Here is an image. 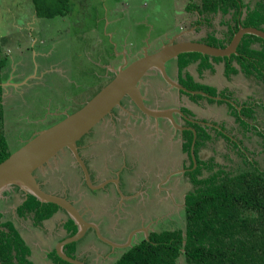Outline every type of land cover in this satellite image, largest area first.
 Returning a JSON list of instances; mask_svg holds the SVG:
<instances>
[{"label": "rangeland", "instance_id": "obj_1", "mask_svg": "<svg viewBox=\"0 0 264 264\" xmlns=\"http://www.w3.org/2000/svg\"><path fill=\"white\" fill-rule=\"evenodd\" d=\"M69 1H66L67 5L63 10L65 11V16L46 18L39 17L36 14L33 0H0V48L2 55L9 59V63L7 62L6 67L3 69L5 71V77L2 76V79H5L2 80L4 81L2 82V97L5 96L4 90L12 95L6 101L4 126L5 136L10 142L9 149L12 154L33 139L39 132L62 121L66 115L73 114L75 111L81 109L96 93L109 84L108 82L113 78V71L111 68H107V65L115 66L124 60V57L130 58L136 52L134 51L136 49L143 51L146 48H150L149 51L152 52L154 39L161 31L171 29L174 35L184 31L183 25H175L177 23L175 19L177 13L173 4L174 2L176 3L175 0H161V4L159 5L158 3V7H160L155 12H152V5L148 0ZM241 1L244 3L245 8L250 9L258 0H248L250 2L247 0ZM144 2H147L149 5L148 8L143 7ZM125 3L127 5L126 7L124 6ZM185 4L184 11L188 15L197 17L196 11L187 12V1ZM248 6L250 7L248 8ZM228 16H231V13L221 18L216 17L212 27L206 26L205 24L200 25L197 30L202 33L203 37L197 39L199 43L209 42L206 35L211 31H216V37L219 39L218 36L222 35L221 33L225 28L221 23L217 25L216 21H222V19L227 20ZM245 16L246 13L244 10L241 20ZM183 17H185L184 14ZM151 22L152 26L155 25V27L148 26V23ZM159 48L160 46H158ZM40 51H46L48 54H46V57H35V53H39ZM142 54L143 52H139L133 59L135 60L137 56H141ZM255 55L252 58L257 59L259 56ZM127 61L131 60L127 59ZM19 62H28L31 67L26 65L24 67L25 75L20 78H12L14 74L12 70L15 67L16 71L20 69L17 66ZM41 63H45L46 65L56 64V68L59 67V71L55 69L49 70L41 80H37L40 75V70H37V64ZM168 65L166 73H171L172 70L168 68ZM19 72H21V69ZM253 77L256 79L255 85L261 89V92L257 95L253 94L250 97L246 95L247 99L240 100L246 97L238 93V99H235L231 96V93L222 92L221 94L229 98L232 106L236 107V109L243 107V114L247 115L252 109L251 112L256 116L254 121L255 125L259 131L263 132L264 91L262 89L263 86L261 87L263 84L260 83L261 76H256V73L252 70ZM200 93L203 97H209L204 92ZM216 99L220 98L216 97ZM124 101H122L119 108H121ZM215 105H222L224 107L228 116L225 118V121L216 120L218 115L211 118H208L209 116L204 117L213 123L197 121L202 126L207 125L212 127L215 125L226 136L232 138V141L229 142L230 144H227V138L225 136L223 138H217V130L211 131L209 130L211 128H208L206 131L210 136L209 140L199 144L201 140L199 139L201 138L199 135L196 146L194 147L193 145L192 147L194 141L193 135L191 146L187 147L192 135L191 133L185 132V139L183 141L185 143L184 148L187 152L186 167L193 165L192 169H194L196 162L200 166V164H203L202 161L212 157L215 158L217 163L226 167L228 172L234 173L237 170L236 165L241 164V159L237 155L240 153L237 152L238 149L235 148L237 152L235 154V150L232 148L235 146L234 142L239 141L242 143L240 148H244L247 155H254L259 166L264 169V144L262 139L257 134H254L252 128L246 127L250 131L248 133L243 131L232 115L235 114L233 107L229 108L226 103L221 104L219 100L215 101ZM181 113H184L183 116L186 117V110L182 109ZM173 129L176 130L175 127ZM190 129H192L191 131H195L194 128L190 127ZM220 134L222 135L221 132ZM87 136L91 137L92 135ZM201 142H203V139ZM81 143L82 140L79 142V145ZM201 144L202 146H200ZM201 150H206L204 152L205 155L202 157ZM67 159L70 162H62L59 165L60 170L53 176L55 180L54 184L59 188L64 185L61 187L62 189H66L65 187L67 185L68 188L75 191L80 179H83V177L79 173L73 159L68 154ZM180 170H183L182 172L184 173V167H180ZM62 171L69 178L63 181L65 184H62L59 180ZM70 179H76L74 182L77 185L72 183L73 180ZM187 179L188 177L184 175V177L179 178V181H185ZM134 182L136 185L139 184L135 178ZM59 184L61 185L59 186ZM188 185V188L191 189V185ZM85 187L91 190V187L88 185ZM182 187H184L183 182L175 191L178 197L180 196ZM15 190L18 191L19 188L16 187ZM2 194H0V199L3 202L2 204L0 203V209H3L5 214L11 215L12 212L14 214L16 203L13 204L11 200H4ZM79 199L80 202L76 203L79 209H84L87 205L91 204L90 200L84 196H81ZM18 203H21V201H18ZM149 203H157L159 205L156 208H151L154 212L153 215H157L161 219L157 222L158 226L154 225L156 227L154 229L155 232L160 233L162 231L184 228L185 216L183 208L179 209L174 207L170 201L155 202L150 200ZM90 207L88 208L90 209ZM29 221L27 219V222H24V224L30 225ZM118 221V227H121L122 220L118 219ZM14 224L16 225L17 222L15 221ZM41 227L33 229L44 233ZM45 232V235L50 238V243L52 244L51 249L56 250V245L58 244L56 243L58 228L53 231L46 229ZM108 239L111 238L109 236L105 238L104 234H97L96 232L93 234L90 230L77 243L83 245L87 242L90 244V242L94 241L96 247L101 246L104 248L110 246L106 241ZM125 239L126 235H123L122 238H113V240L117 241H124ZM125 242L127 244L128 239ZM134 242H136V239L132 240V243ZM25 245L28 253H30V245L27 243ZM87 247L86 250L89 253L84 252L81 260L85 264H91L89 258L95 253L93 251L94 245L90 244ZM118 253L119 251L116 250L113 257H119L120 254L118 255ZM50 254L49 250L47 253H44L46 255L45 262H52ZM99 264H102L101 261ZM177 264H186L184 258L180 257Z\"/></svg>", "mask_w": 264, "mask_h": 264}, {"label": "trees", "instance_id": "obj_2", "mask_svg": "<svg viewBox=\"0 0 264 264\" xmlns=\"http://www.w3.org/2000/svg\"><path fill=\"white\" fill-rule=\"evenodd\" d=\"M66 1L33 0V3L39 17L54 18L65 16L63 10L67 5ZM244 8L241 0H187L186 6L187 12H197L199 17L197 25L205 24L209 27L213 26L212 20L218 15L221 18L231 13L227 21V31L223 33L225 41L215 37L216 31H211L206 36L209 42L205 43L212 46H217L218 43L217 47L226 46L238 31L239 25L264 31V0L256 1L250 9L246 8V16L241 20ZM224 22L225 19L220 21L223 25ZM256 43H259V49L253 48ZM254 55L259 57L254 59L252 58ZM208 58L213 57L194 52L180 54L177 58L180 70L179 83L189 91L208 93L206 91H209V88L193 83L188 72L184 75L181 72L198 59L201 60L200 65L204 66V59ZM221 59L225 62L229 74L238 73L233 65H239L240 70L248 71L246 73L251 77L252 70L256 76L260 75L264 91V41L261 38L244 35L236 54ZM7 62L9 63V59L2 55L0 48V163L12 154L9 149L10 142L5 136L4 107L1 102V83L4 80L2 70ZM197 96L201 97L199 94ZM229 104V108L233 107L231 103ZM243 109L233 107L235 114L232 115L236 123L245 133L250 132L246 127L252 128L254 134H257L264 144V130L259 131L255 125L256 116L251 112L252 109L247 115L243 114ZM186 117L190 119L186 120V126L194 128L196 133L194 147L199 135L201 136L199 139H203L199 144L209 140L210 136L206 131L208 128H211L209 129L211 131L217 130V135L215 134L217 138L225 136L227 144L232 141V138L226 136L215 125L209 127L198 124L190 111H187ZM185 132L192 135L187 146L190 147L193 131H182L183 140ZM234 143L232 149H238L237 152L240 153L237 154L235 150V154L241 159V164L236 165L237 170L234 173L228 172L226 167L212 157L202 161L203 164L200 166L196 162L194 169L191 165L186 171L185 175L191 189L184 198V228L149 233L147 239L127 249L114 264H177L180 257L184 258L186 264H264V169L259 166L254 155H247L244 148H240L241 142ZM25 197L15 213L19 218H30L35 227L41 226L60 210L57 205L41 203L30 194ZM2 202L0 199L1 204ZM12 220L3 218L0 213V264H33L28 260V249ZM65 229L68 236L77 232V227L71 221H68ZM76 246L77 243L64 246L65 254L76 258ZM50 257L53 264H70L63 261L55 250L51 252Z\"/></svg>", "mask_w": 264, "mask_h": 264}, {"label": "crops", "instance_id": "obj_3", "mask_svg": "<svg viewBox=\"0 0 264 264\" xmlns=\"http://www.w3.org/2000/svg\"><path fill=\"white\" fill-rule=\"evenodd\" d=\"M148 1L151 2L152 12H155L160 7H158V3L160 5L161 0ZM175 1L176 3H173L175 7L174 9L177 13L175 16L177 23L175 25H183L184 31L177 35H174L171 29L161 31L159 34L156 35L154 39V46L152 52L156 51L158 49V46L162 47L170 43L198 41V38L203 37L202 33L197 30L200 25H203H197L196 22L199 20L198 15L197 17H194L192 15H188V13L184 11L186 5L185 2L187 0ZM124 6H127L126 3L124 4ZM143 7H149L147 2H144ZM244 10H246V8H244L243 11ZM183 14L185 17H183ZM194 15L196 16V14ZM217 18H219V15L217 16ZM229 18L230 16H228V19L224 22L223 27L225 28V30L221 33L222 35L218 36L219 39H223L224 41L225 39L223 33H226L227 31V21L229 20ZM215 20L216 19H213L212 23ZM216 22L217 25L220 24V20H217ZM149 25L152 26V22L148 23V26ZM152 27H155V25H153ZM253 48L259 49V43L255 44ZM146 49L149 53H152L149 51L150 48ZM134 51L136 52L132 54L133 57L139 52H142L141 50L139 51L137 49ZM46 54H48V52L40 51L39 53H35L34 56L46 57ZM132 55L130 56V59ZM137 58H139V56H137ZM213 58L204 59V66L200 65L201 60L198 59L197 62H195L196 64L193 63V65L191 64L189 65V67H185L181 71L183 75L188 72L193 80V83L209 88V91H206L208 92L206 94L209 97H203L201 94H199L201 95V97L198 98L197 93H200V91H193V94H189L184 91L180 92L174 87H172V85H169V83L166 82L165 79H163V77H161V75L157 73V70H155L154 72L150 73L145 80H143L141 85V91L144 97L147 98L149 97L150 93L153 94L151 101L149 100L146 103L147 106L145 107L147 108V110L152 112L172 111L173 120L175 121V123H177L179 126L187 128L183 131H189L192 129L187 127L185 123L186 120H188L189 118L183 119V115L182 113H180L182 109L190 111L192 113V118H194V120H196L198 124H200L198 121H206L209 123H213L211 121H208V119L204 118L207 116H209L208 118H211L218 115L216 117V120L225 121V118H227L228 116L224 110V107L222 105H215V101L219 100L221 104L226 103L228 106H230V99L225 96H222V92H227L229 94L231 93V96L235 99H238L237 97L242 94L245 97L246 95L250 97L253 96V94L257 95L259 92H261V89L255 85L256 80L246 73L248 71L245 72V70L243 69L240 70L239 65H233V67L238 70V73L229 74L226 70L225 62L221 58ZM173 60H177V58ZM26 65L31 67L28 62L17 63V66L20 67L21 72H19L20 69L16 71L15 67L12 70L14 72L12 78H20L25 75L24 67ZM171 65L173 68L172 72L167 73V76L170 79H173L174 81H172L174 83L180 85V70H178V73L175 71V61L171 63ZM110 66L107 65V68H111ZM56 67V64H37V70H40V75L37 80H41L45 73L49 72V70L55 69L59 71V67ZM2 75L3 77H5L4 70L2 72ZM257 85L259 84L257 83ZM90 90H92V88H90ZM238 93L240 94L238 95ZM9 96L12 95L9 94ZM216 97H219L220 99H216ZM242 99L245 100L247 99V97L241 98L240 100ZM213 105H215V107H213ZM123 106V108H114L115 111L112 110L113 116H106L105 120L103 119L102 122L99 123L100 132L98 135H94L91 137L85 135L83 137L82 143L80 145L81 147H83V153L86 156H88L89 153H93L94 155H96L100 162V167L102 168V170H105L107 169V163H109L110 160L115 158L116 154L120 151L122 155H126L128 160H130V164L133 166L136 175H138L135 176V179L138 181V183L141 179H144L142 177H145L146 179L149 178L151 181H154L153 183L155 184L156 188L158 187V189L170 191L171 193L176 194L175 191L178 189L179 186H181L183 182L184 187L181 188V192L179 194L180 196L187 190H190L188 188V184H190L188 179L185 181H179V178L184 177L187 168H189V165L187 167L185 165L187 152L184 148L182 132L174 130L171 122L164 118L155 119L153 117H150L149 115H145L144 113L139 111L135 106H133V103L128 100L124 101ZM91 140H93V142H95L94 144L96 145H94V148L89 151L87 150L88 146L86 142ZM205 151L206 150H201V157L205 155ZM69 153L70 152L68 150H64L61 153L62 158L59 162L53 160L54 162H50L49 166L39 171V176H37V179L42 189L46 193L53 195H61L62 192L65 190L61 188L63 185L59 188L54 184L55 180L53 176L57 173V171H59V165L62 162H70V160L67 159V154L69 155ZM94 166L96 170L100 169L99 166ZM180 167H184V173L182 172L183 170H180ZM60 177H63L64 179H69L65 176V173L63 171L61 172ZM70 180H73L72 183L76 184V182H74V180L76 179ZM81 181L82 179H80V182L78 183L79 187L82 185ZM142 181L143 180H141V182L136 185L132 180L134 187L132 188L128 185L126 188L125 186L123 193V195H130L131 193H135L134 196H132L133 199L131 200V203H128V205L132 204L133 206L131 207V219H134V222L132 224V227L134 228L139 226L140 221L151 222L152 220H154L153 222L155 223V221L157 220L158 216L153 215L154 212L151 210V208H156L159 205L157 203H149L150 200H153L155 202L168 201L167 199L163 200L165 196L164 193H159L158 191L155 192V195L150 198H148L147 196H142ZM60 185L61 184H59V186ZM15 188L16 187H12L6 190L5 193L2 194L3 199L12 200L13 204H18V201L22 202L25 198V193L20 189L16 191ZM137 195H139V198L136 197ZM95 205L96 204L92 205L94 212H96L97 210L101 211V214L98 218L100 221L96 223L101 232L100 234H104L105 238L109 236L111 238L108 239L109 242L113 243L115 241L113 240V238H119L122 234V232H119L117 230V220L113 215L109 214V210H113V207L110 204H108L109 206L102 204L103 207ZM66 218L67 216L63 211H57V213H55L49 220H46L42 223V227L38 226L42 228L44 233H40L38 230H35L38 227H35L31 220L29 221L30 225L24 224L26 220L24 222H20V227L18 230L20 231V234L24 241L30 245V260L33 263L47 264V262H45L46 255H44V253H47V251L52 248V244L49 243V236L45 235L46 229L53 231L54 229L58 228V233L56 234L57 242L63 240L68 236L67 232L62 229L64 225L63 222L66 221ZM152 228L156 229L155 226H152ZM90 244H93L95 246L94 241L90 242ZM90 244L86 243L83 245L76 246V255L80 261H82L81 257L84 255V252L89 253L86 249L88 248L87 246H90ZM108 249V246L104 248L98 246L97 248H95V254L91 255L89 258L90 263L99 264L100 257L105 255V253L106 257L109 255L107 253ZM113 260H115V258H111L108 264H113Z\"/></svg>", "mask_w": 264, "mask_h": 264}, {"label": "water", "instance_id": "obj_4", "mask_svg": "<svg viewBox=\"0 0 264 264\" xmlns=\"http://www.w3.org/2000/svg\"><path fill=\"white\" fill-rule=\"evenodd\" d=\"M244 35H253L264 41V31L239 25L238 31L234 34L230 44L224 48L213 47L199 42H181L164 45L152 53H149L145 49L142 56L130 64L127 62V57H124L123 64L117 70H114V78L112 81L102 88L81 109L73 114L66 115L62 121L39 132L33 139L25 143L24 146L0 163V194L9 188L18 187L25 195L30 194L41 203H52L63 208L75 219L79 230L76 235L59 242L56 245V253L63 261L70 264H83L63 254L62 248L64 245L79 240L83 236L88 224L83 221L73 204L64 198L46 193L37 181L34 175L35 171L43 169L60 152L68 150L81 168L85 182L87 185H90L89 174L78 152L77 142L91 128L95 127L106 116L110 115L114 108L119 107L121 101L125 98L145 115H149L155 119L164 118L170 121L173 127L179 132H182L184 129L186 130L187 128L175 123L172 111L152 112L147 110L143 105L144 95L141 91L143 79L157 70V73L175 89L193 94L194 92L187 91L167 76L165 69L166 63L175 59L180 54L189 52L216 58L230 57L236 54V49ZM182 117L183 119H187L185 116ZM193 135L195 141V131H193ZM95 231L99 234L97 229Z\"/></svg>", "mask_w": 264, "mask_h": 264}, {"label": "flooded vegetation", "instance_id": "obj_5", "mask_svg": "<svg viewBox=\"0 0 264 264\" xmlns=\"http://www.w3.org/2000/svg\"><path fill=\"white\" fill-rule=\"evenodd\" d=\"M187 42H199V41H187ZM230 42H229V44H230ZM204 44H206V43H204ZM228 45H226L225 47H227ZM213 47H217V46H213ZM142 52H144V50ZM141 56H139V57H141ZM133 58H134L133 56L131 57V59L130 58H127V59H130L131 60V61H127L128 64H130L131 62L134 61ZM176 58H178V57H176ZM174 61L176 63L175 71L178 73V70H179V66L178 65H179V63L177 62L178 60H174ZM174 61L172 59V60H170V63H169V61L166 63V65H165L166 66V68H165L166 69V72H167V64H169L168 65V68L169 69L171 68V70H172L173 68H172L171 63H173ZM123 62H124V60L120 61L115 66H112V65L110 66L111 67V70L113 71V78H114V70H117L121 66V64H123ZM187 67H189V66H187ZM112 79L110 80V82L112 81ZM145 79H146V77L143 80H145ZM171 80H173V79H171ZM110 82H108V83H110ZM2 85H3V83H1V87H2ZM180 86L183 87L184 89H186L187 91H189L182 84H180ZM4 92H5V96L2 97L1 102H2V105H3L4 109H5V107H6V101H7V99H9L11 97H9V92H7L6 90H4ZM191 92H193V91H191ZM1 96H3V92L1 94ZM152 97H153V94L152 93L149 94V97H147V98L144 97L143 105L144 106H147L146 103L149 100L151 101V98ZM123 100H127V98H125ZM122 101H121V103H122ZM121 103H120V105H121ZM123 105H124V103H123ZM123 105L121 106V108L124 107ZM133 106H135V105L133 104ZM113 111H115V109H113ZM111 116H113L112 111H111L110 115H108L107 117H111ZM99 126H100V124L98 123L95 127L91 128L90 131L88 133H86L85 135L86 136L87 135H92V136L98 135L99 132H100V127ZM83 137H81L79 139V142L81 140H83ZM94 143L95 142H93V140L87 141L86 142V144L88 146L87 150H89V151L92 150V148H94V145H96ZM80 145L79 144L77 145L78 146V152H79V154H80V156H81V158H82V160H83V162H84V164H85V166L87 168V171H88V174H89V181H90V185H88V186L91 187V190H89V189H87V187H85L87 185H86V182H85L84 174H83L81 168L79 167V165L76 163V161L73 158V156L69 153L70 157L73 159V162L75 163V165L77 166L79 172L81 173V175L83 177V179L81 181L82 182V185L80 187L77 186L78 189H76L75 191L71 190L66 185V187H65L66 189L62 192V194L61 195H56V196L61 197V198H64L68 202H70L71 204H73L74 207L79 212V214L81 215L83 221L86 224L90 225V226L87 225L83 236L79 240H77L76 242H72V243H77L78 241L82 240V238L90 230H91V233H93V234H95V232H96L95 229L98 230L99 234L101 233L100 230H99V228H98V226H97V224H96V223H98V221H100L98 218H99V216L101 214V211L100 210H97L96 212H94V209H93L92 205L96 204V205H99L100 207H103L102 204H104V205L110 204L113 207V210H109V212H110L109 214L110 215H113L115 217V219L117 220V226H118V223H119L118 219H121L122 220V226L121 227H117V230L119 232H122V234H121V236L119 238H122L123 235H126V239L124 241H117V240H115L113 243L112 242H109L108 240H106L107 241V244L110 245L109 246L110 248L108 247L109 249H108V252H107L109 255L106 257V253H105V255H103L102 257H100V261H101L102 264L105 263V262L106 263H109V260L111 258H115L113 256H114V252L116 250L119 251L118 255L120 254V256H121L130 247L134 246L135 244L139 243L142 240L147 239L145 233L148 236L149 233L155 232L154 229L152 228V226L157 225L158 224L157 222H159L161 219L160 218L159 219L157 218V220L155 221V223L153 222L154 220H152L151 222L150 221H146V222L145 221H140V224H139L138 227H136V228L132 227V224L134 222V219H131V207H133V206H132V204L128 205V203H131V200L133 199L132 196H134L135 193L134 194L131 193L130 195H123L125 186L127 188V186L129 185L130 187L133 188L134 187V184H133L132 180L134 181L135 176H138V175H136V172H135L133 166L130 164V160H128V158H127L126 155H122L121 152L119 151L116 154V157L113 158L112 160H110L109 163H107V165H106V168L107 169L104 168L105 170H102V168L100 167V162L98 160V157L96 155H94L93 153H89V155L86 156L83 153L84 152L83 147H81ZM61 153L62 152H60L57 155V157L54 159V161H58L59 162L61 160V158H62V154ZM54 161H51V162H54ZM94 165L99 166L100 169L96 170V168H95ZM47 166H49V164L45 165V167H47ZM40 170L41 169L35 171L36 178H38L37 177V174L39 176V171ZM59 170H60V168H59ZM142 178H144V179H141V180H143L142 181L143 186L141 188V190H143V193H141L142 196H147L148 198H150V197H153L155 195V192L158 191L159 193H164L165 196H164L163 200L164 199H167L168 201H170L173 204L174 207H177L179 209H182V208L184 209V205H185L184 204V198H185V195L188 192V190L185 193H183L181 196L178 197L176 194H173L170 191L161 190V189H158V187L156 188L155 187V184L153 183L154 182L153 180L151 181L149 178L146 179L145 177H142ZM59 180L63 184L64 183L63 181L65 179L63 177H61ZM141 180H140V182H141ZM37 181H38V179H37ZM138 191H140V190H138ZM81 196H84V197L88 198L90 200V202H91V204L90 205H87L84 209H79L76 206V203H79L80 202V199L79 198ZM136 197L139 198V195H137ZM21 203L16 204V209H17V207ZM89 206H91L90 209L88 208ZM16 209H15V211H16ZM58 211H63L65 213V215L67 216L66 221L63 222L64 225H63V228L62 229L67 232V230L65 229V225L68 223V221H71L77 227V232H78L79 226L76 224L75 219L73 217H71L63 208H60V210H58ZM0 213L3 215V218H7V220H10V219L12 220V218H13L12 221L13 222H15V221L17 222V224H16L17 230L20 227V222H24L25 220L27 222V219H28V218H26V219L25 218H19V217H17L18 215L16 213L13 214V212H12L11 215L5 214V212L3 211V209L2 210L0 209ZM15 215H16V217H15ZM29 220H30V218H29ZM77 232L74 235H76ZM19 234H20V232H19ZM74 235H72V236H74ZM20 236H21V234H20ZM72 236H67L66 238H64L63 240H61L59 242H62V241L66 240L67 238H70ZM127 239H128V243L126 244L125 241H127ZM133 239H136V242L132 243V240ZM59 242H56V243H59ZM49 243H50V241H49ZM87 243H89V242H87ZM77 245H78V243H77ZM79 245H81V244H79ZM64 246H66V245H64ZM64 246L62 248L63 254H65V252H64ZM93 248L95 249L97 247L94 246ZM53 250H55V249H53ZM53 250L52 249H49L50 253ZM55 252H56V250H55ZM94 254L95 253H93L92 255H94ZM66 256L69 257V258H72V257H70L68 255H66ZM119 257H117V258H115V260H113V264L115 263V261ZM45 259H46V257H45ZM72 259H76V260L80 261L77 258V255H76V258H72ZM28 260L31 261L30 260V253L28 255ZM80 262L83 263V260L80 261ZM33 264H36V263H33ZM47 264H50V263L47 262ZM51 264H53V263L51 262Z\"/></svg>", "mask_w": 264, "mask_h": 264}]
</instances>
